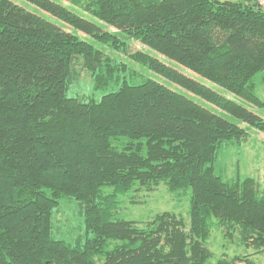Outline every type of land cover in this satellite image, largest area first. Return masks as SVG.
Wrapping results in <instances>:
<instances>
[{"label": "trees", "instance_id": "trees-1", "mask_svg": "<svg viewBox=\"0 0 264 264\" xmlns=\"http://www.w3.org/2000/svg\"><path fill=\"white\" fill-rule=\"evenodd\" d=\"M23 1L44 16L0 0V264H254L264 254V191L257 177L226 171L225 179L214 165L224 149L249 148L248 129L264 134V114L244 105L264 106L255 85L264 72L261 5ZM132 41L156 56L131 60L181 91L149 77L136 82L105 52L129 54ZM81 69L96 90H118L70 98ZM161 185L188 196L186 215L118 217L120 198ZM63 201L77 202L84 218L74 243L54 236ZM214 232L252 253L215 260Z\"/></svg>", "mask_w": 264, "mask_h": 264}, {"label": "rangeland", "instance_id": "rangeland-1", "mask_svg": "<svg viewBox=\"0 0 264 264\" xmlns=\"http://www.w3.org/2000/svg\"><path fill=\"white\" fill-rule=\"evenodd\" d=\"M15 3L22 5L26 7L29 10H32L33 12L37 13L38 15L44 16L42 12L35 9L30 4H27L23 0H12ZM59 3L61 0H53ZM235 1V0H233ZM257 3L261 5V7L264 10V0H256ZM63 5L71 10H74L78 12L79 14L89 17L88 14L84 13L82 10H80L78 7H74L69 3L62 2ZM47 18L52 19L50 16H47ZM53 21L59 23L55 19H52ZM98 24V23H97ZM71 31L70 28H67ZM114 31V30H113ZM86 39V38H85ZM88 42L93 43L92 40H88ZM130 45V52L129 54H117L114 53L111 49L105 48V52L107 54L111 55L112 57L119 59V61L124 62L128 64V66L132 69L133 74L136 77V82H140L142 78H153L157 80L158 82L170 87L173 90L181 91L180 88L176 87L174 84L169 83L165 79L155 75L152 72H149L148 70L142 68L138 64L134 63L131 60V56H133L136 53H148L153 56H156L154 53H152L148 48L141 45L138 42H128ZM163 62L164 59L160 58ZM169 63V62H168ZM170 65V64H169ZM171 66H175L171 64ZM184 73H186L188 76H192L193 78L197 79L202 84H206L207 86H211L215 90L217 89L220 93L226 95L227 98H233V96L230 93H226L223 89L219 87H215L208 83L205 80H202L201 78L191 75L189 72L181 69ZM80 80L75 82L72 86H70L68 90V96L70 98L72 97H88L95 100H100L102 97H104L106 94L110 93L111 91H116L118 88L116 86H111L108 89L104 90H96L94 87L93 82L91 81L89 75L86 71L82 70ZM255 85H257V94L258 97L264 102V72L258 75L255 78ZM183 91V90H182ZM195 101L202 103L204 106L212 109V110H219L215 108L213 105H209L206 102L203 103L202 100L197 99L196 97L190 96ZM244 103V102H243ZM244 105L258 113L259 115L264 114V106L262 109L257 108L256 106H253L252 104H246ZM220 111V110H219ZM228 120L234 121L235 123L240 124L238 121H235L231 116L227 117ZM248 132L250 133L249 137V148H245L244 146L240 148H237L236 150L234 148L224 149L219 154V158L216 161L214 168L216 169V174L222 177H225L224 174H226L227 171V178H231L233 175L239 174V177L241 179L247 178V177H257L261 189L264 191V134L252 129H248ZM238 150V153H237ZM235 154H237L235 156ZM234 159L235 163H232ZM237 162V163H236ZM238 167V170H236V167ZM241 170H240V168ZM259 169V170H258ZM258 171V172H257ZM120 204L117 209L118 217L124 218L127 220L137 221L146 223L153 219L154 216H156L159 213L163 212H173L176 214L186 215L187 210H189V200L188 196L184 195L182 193L179 194H172L168 191L167 187L164 185H161L159 188L155 189L152 192L140 190L137 194H130L127 196H124L120 198ZM58 211L55 214L54 217V236L56 239L64 241L66 243H74L75 240L84 235V218L80 214L79 211V205L75 201H63L61 202ZM210 242L208 243L209 249L213 250L215 253V260L220 259L223 255H226L228 258L232 259L234 256H246V254H251L252 250H248L247 248H243L240 245H227L225 244V241H223V237L221 236L220 232H214L212 233V236L210 237ZM254 264H264V254L263 255H257L256 257H252ZM244 264V263H239Z\"/></svg>", "mask_w": 264, "mask_h": 264}]
</instances>
